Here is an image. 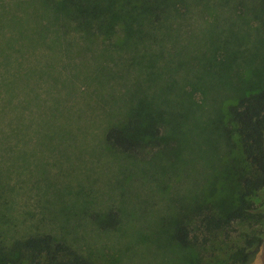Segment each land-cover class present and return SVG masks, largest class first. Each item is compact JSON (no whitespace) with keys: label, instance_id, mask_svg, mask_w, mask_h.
Returning <instances> with one entry per match:
<instances>
[{"label":"rangeland","instance_id":"rangeland-1","mask_svg":"<svg viewBox=\"0 0 264 264\" xmlns=\"http://www.w3.org/2000/svg\"><path fill=\"white\" fill-rule=\"evenodd\" d=\"M113 40L62 0H0V245L50 233L93 264H225L264 232L260 215L210 222L261 202L231 106L264 89V0H181L149 37ZM133 113L161 146L108 144Z\"/></svg>","mask_w":264,"mask_h":264},{"label":"trees","instance_id":"trees-1","mask_svg":"<svg viewBox=\"0 0 264 264\" xmlns=\"http://www.w3.org/2000/svg\"><path fill=\"white\" fill-rule=\"evenodd\" d=\"M50 2V0H46ZM63 8L77 27L89 37L113 39L124 32L127 39L149 37L181 0H62ZM231 114L237 123V131L254 166L250 174L242 177L245 195L261 197L259 206L243 198L241 203L226 213L225 217L212 219L222 227L247 215L264 218V89L241 96L231 106ZM111 146L126 152H140L162 145V125L154 116L131 114L120 125L111 126L106 132ZM116 215L115 212L109 213ZM115 225V224H109ZM106 226V227H108ZM186 226H176L175 238L181 244L188 243ZM264 242V232L250 235L246 245L231 252L225 264H254ZM0 264H93L67 243L52 234H32L19 237L9 245H0Z\"/></svg>","mask_w":264,"mask_h":264}]
</instances>
